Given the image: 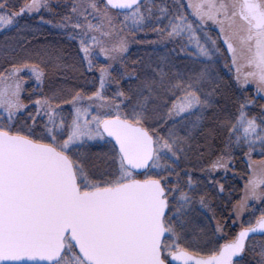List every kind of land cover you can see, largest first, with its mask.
I'll return each mask as SVG.
<instances>
[{
	"label": "snow or ice",
	"instance_id": "6c2138e0",
	"mask_svg": "<svg viewBox=\"0 0 264 264\" xmlns=\"http://www.w3.org/2000/svg\"><path fill=\"white\" fill-rule=\"evenodd\" d=\"M15 8L0 0V31L18 30L0 45V264H264V104L255 115L252 98L264 100V0ZM25 14L39 23L20 28ZM46 25L77 42L78 63L41 39ZM131 33L155 46L127 65ZM69 71L94 87L52 81ZM237 152L246 174L226 227L213 173L227 177Z\"/></svg>",
	"mask_w": 264,
	"mask_h": 264
},
{
	"label": "rangeland",
	"instance_id": "374dc122",
	"mask_svg": "<svg viewBox=\"0 0 264 264\" xmlns=\"http://www.w3.org/2000/svg\"><path fill=\"white\" fill-rule=\"evenodd\" d=\"M13 2L16 5V8L14 10H19V7L23 6V4L26 2V0H13ZM62 2H67V1H62ZM63 4V3H61ZM62 9L61 8H55L56 12H60ZM40 15H44L45 19H51L52 17L49 16V14L47 12H42L40 13ZM39 23V16L38 15H29V14H25L22 15L20 17H18L17 19V24L19 25L20 28H32L35 27L37 24ZM18 34V30L16 27H12L9 29H6L4 31H0V45L4 44L6 41L8 43H11L14 38L17 36ZM130 35H135L133 37V40L138 41V44H141V46H128V51L127 53H125L124 58H125V62L127 65H132L134 62L140 60V58L144 57L146 53L150 52L152 47H154L155 45H149L147 43H145V40H154L155 36L152 34H149L147 36H145L143 33H131ZM44 37H47V43L50 44H54L56 47L60 48L63 53L64 56L66 58V62L68 64H72V63H78L79 61V56L77 55V42L76 41H71L68 40L66 35H64L63 33H61L58 29H54L51 28L50 26H45L44 27V31L43 34L41 36V39L43 40ZM114 42V39L112 40ZM106 43H108L109 45H111L110 40L106 41ZM100 60L103 61L104 58L100 57ZM119 61L115 62L114 67H119ZM93 75L94 74H86L84 77H81L79 80H76L74 78V75L71 71H69L67 73V79H64V77L62 75H58L56 77L52 78V81L59 84L62 80L64 83H66V85L68 87H74L77 84L81 85V86H85V80L87 79L89 81V83H87V85L85 86V91H89L94 87V81H93ZM96 76H98V73L95 74ZM27 82L24 85L25 88V93L22 96V99L24 100V103L28 104L29 107L31 108V102L28 99V96L31 95L33 99H36L39 97V86L37 85V82L35 81L34 78L32 79H28L26 77ZM49 81H45L44 85H43V90L45 93H47L49 91ZM95 86L98 87V84H96ZM251 95V94H250ZM253 99H255L257 101L256 106L253 109V114L258 115L259 114V104H264V100H260L259 97L256 96H252ZM70 107V105H64V108L67 110ZM94 150H98V149H94ZM259 149L257 148L256 152L252 153V158L255 160H260L262 159L261 156H259L258 153ZM238 153H236V157L237 158H241V164H244V159L245 157L242 156L241 157L238 156ZM208 159H214L213 156H208L206 157L203 161H200L199 163H203L205 165H207ZM239 170H237L238 172ZM236 173V172H235ZM214 174V173H213ZM241 177L236 178V182L238 183L235 188L233 189V192H231V198H232V202H235V199L238 198V196L241 194V190L243 188V184H244V179H242V177H245L246 174V167L243 170V172L241 173ZM202 173L199 172V170L197 169V171L194 173V176H199L201 178H203ZM219 175H221V172H219ZM240 175V174H238ZM244 175V176H243ZM221 177V176H220ZM217 179L220 181V178L217 177ZM222 182V181H220ZM241 184V186H240ZM222 198V202L223 200H225V202L228 203L229 200V193H226L224 198ZM220 200V199H219ZM218 204H220V202H217ZM217 203H213V204H217ZM226 207L228 204H225ZM258 203L254 205L255 208L258 207ZM221 206V207H220ZM218 212L216 213V219L217 220H221V221H226V227L228 224H231V221L228 220V216L230 215V212H225V207L224 204H220ZM222 209V210H221ZM258 215V214H257ZM245 218H250L248 217V214H245ZM215 224V221H212L211 224L209 225V231L211 229V227H213ZM238 228H231L229 231H238Z\"/></svg>",
	"mask_w": 264,
	"mask_h": 264
},
{
	"label": "trees",
	"instance_id": "16d2710c",
	"mask_svg": "<svg viewBox=\"0 0 264 264\" xmlns=\"http://www.w3.org/2000/svg\"><path fill=\"white\" fill-rule=\"evenodd\" d=\"M62 1H67V0H60L61 3H65V2H62ZM134 36L133 35L129 36V34H126V39L128 40V46H137V45L141 46V44H138L139 43L138 41L133 40ZM110 42L113 43L112 40H110ZM238 156L241 157V154L238 153ZM233 163H234L235 167L231 168V170L229 171L227 177H225L224 179H221V177H220L222 175V173H221V175H219V172H216V173L213 174L216 177V179H217V177L220 178V181H222L220 183H224L225 184V190L226 191H225L224 194H221L220 196H215V194H213V196H211L210 199H212L213 203H217V202H220V204L223 203L225 208H226L225 204H228V203L225 202V200H223V202H222V198L221 197H223V199H225L224 196H225L226 193L233 192V189L238 184L236 182V178L241 177V175H242L241 173L243 172V170L246 167L245 165L241 164V158L235 157V160L233 161ZM237 170H239V171L237 172ZM238 174H240V175H238ZM225 179L227 180V183H225ZM240 186H241V184H240ZM232 187H234V188H232ZM220 204H218V203L217 204H213L214 210H215L216 213L218 212V210L220 211V209H219ZM259 208H260V205H258L257 209H259ZM257 214H258V212H257ZM256 239H257V241H259L260 239H262V237H256Z\"/></svg>",
	"mask_w": 264,
	"mask_h": 264
}]
</instances>
